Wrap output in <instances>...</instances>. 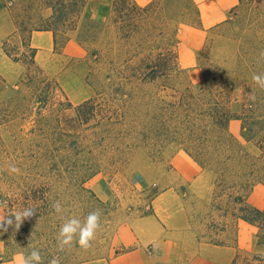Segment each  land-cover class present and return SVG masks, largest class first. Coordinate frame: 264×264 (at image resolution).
Returning a JSON list of instances; mask_svg holds the SVG:
<instances>
[{"label": "rangeland", "instance_id": "rangeland-1", "mask_svg": "<svg viewBox=\"0 0 264 264\" xmlns=\"http://www.w3.org/2000/svg\"><path fill=\"white\" fill-rule=\"evenodd\" d=\"M1 1L10 16V48L22 55L24 38L42 30L51 11L41 0ZM114 1L87 0L76 28L58 34V50L69 37L85 50L84 60L53 55L34 70L23 56L22 64L8 60L0 72L7 84H0V215L37 207L18 230L0 234V264H14L17 253L33 248L40 264L53 256L60 264H112L129 251L123 231L171 189L184 200L186 227L200 242L236 246L232 198L264 200V152L257 146L264 145V91L252 80L264 73V0L243 6L239 0H128L130 8L117 16ZM96 6L107 7L106 14L97 16ZM147 71L158 78L147 79ZM84 73L94 101L93 110L81 111L95 114L89 123L78 120L79 104L63 91H78L69 76ZM250 95L258 104L252 110L243 107ZM229 109L243 119L255 110V119L215 125L211 115ZM243 128L255 133L250 142ZM9 164L20 173L9 174ZM55 200L64 203L63 215L51 208ZM97 209L101 226L92 247L58 252L61 223L75 215L83 224ZM249 244L237 264H258ZM195 253L188 248L179 259L156 264H190Z\"/></svg>", "mask_w": 264, "mask_h": 264}, {"label": "crops", "instance_id": "crops-1", "mask_svg": "<svg viewBox=\"0 0 264 264\" xmlns=\"http://www.w3.org/2000/svg\"><path fill=\"white\" fill-rule=\"evenodd\" d=\"M107 9L96 6L95 14L104 16ZM10 29L8 10L0 0V72L4 70L7 61H10L2 49L3 41L10 35ZM31 45L37 49L36 63L43 67L53 55L64 54L84 60L86 54L73 40H69L61 51L56 50L54 35L50 31L33 32ZM71 77L73 76H69V79L78 82L80 89L77 91L62 87L63 91L72 103L81 104L90 98L84 84L86 73ZM248 201L259 209L264 208V200L260 204L252 203L250 198ZM236 222V246L202 243L196 233L186 227L185 203L181 195L174 189L168 190L156 197L151 214L136 218L123 231L122 244L129 251L116 258L112 264H156L157 261L164 262L168 258L177 260L188 248L196 249L190 264H233L246 248L247 242L250 243L247 248L250 253L262 256L264 247L259 244L258 228L242 220Z\"/></svg>", "mask_w": 264, "mask_h": 264}, {"label": "trees", "instance_id": "trees-1", "mask_svg": "<svg viewBox=\"0 0 264 264\" xmlns=\"http://www.w3.org/2000/svg\"><path fill=\"white\" fill-rule=\"evenodd\" d=\"M41 1H44L45 8L50 10L51 14L49 15V17L45 19L44 21L45 25L43 26V29L39 31L52 32L54 35V39H55L56 50H58V47H59L58 34L63 33L64 35H66L68 31L74 30L76 28V23L82 17L85 16L87 0H41ZM247 1H250V0H239L240 6H243ZM129 6L130 5L128 3V0H115L113 13L117 16V14L123 12V10L129 9L130 8ZM67 22L71 23V28L67 30H64L65 26H63V29L59 28L61 27L60 24L63 25L64 23H67ZM33 32H36V31L35 30L31 31L29 35L24 38L25 43H26L25 45L26 51L23 52L22 55L20 54L19 47H14L13 49L10 48V45H9L10 37L6 38L3 41L2 49H3L4 54L11 61L22 64L23 56H24V58L28 60V63L24 62L23 64L24 65L28 64L30 68H34V70H38L39 66L36 63V59H35L36 54H37V49L32 47L31 45V37H32ZM69 40H70L69 37H65L62 43V46L60 48V51L65 47V45L68 43ZM146 68L150 69L148 65ZM151 75L152 77H150ZM145 77L149 80H155L156 78H158L156 74L150 73L148 71L146 72ZM218 80L219 79H217V77H214L212 81L218 82ZM0 84L3 87V89L4 87L7 88V84L5 83V80L1 74H0ZM93 104H94V101L92 99H89L75 107L78 120L81 123H89L93 118H95L94 113H91V114L89 113V117H86V116L83 117V115H81V111H83L84 109L88 107L89 108L91 107V110H93L92 108ZM257 105L258 104L255 101L253 102L249 100L246 102V104H244L243 107L246 108L248 106L252 110L253 107ZM213 114L215 115H211V118L216 117L214 124L220 125V126L223 125V120L228 121L230 117H234L236 120H239V121L241 120L242 122L244 120L250 121V120L255 119V116H254L255 110L253 112L248 111V113L246 114L244 113L245 119H243L242 116L237 117V116L231 115L230 109L225 113L221 112V114L218 117L216 116V112ZM251 134L255 135V133H252L251 131L247 132L246 128H243L241 131V136L248 142L252 140L250 137ZM257 146L259 147V149H261L262 152H264V145H262L261 141H258ZM232 203L235 206L234 210H235L236 220H242L250 225L257 227L259 244L263 246L264 245V208L259 209L253 206L252 204H250L247 196L245 195H237L233 197ZM208 243H211L214 245H223L220 242H214V241H210ZM240 258H241V255H238L236 261L233 264H237ZM252 258L254 262H257L258 264H264V258L261 255L255 254L252 256Z\"/></svg>", "mask_w": 264, "mask_h": 264}, {"label": "clouds", "instance_id": "clouds-1", "mask_svg": "<svg viewBox=\"0 0 264 264\" xmlns=\"http://www.w3.org/2000/svg\"><path fill=\"white\" fill-rule=\"evenodd\" d=\"M259 56L264 57V51H262ZM252 80L260 90L264 91V73L254 74ZM249 99L254 102L256 97L255 95H250ZM20 171L21 170L14 164H9V174H19ZM51 208L55 214L63 215L66 211L64 203L61 200L53 201ZM36 212L37 207L29 205L0 215V234L7 232L10 228L18 230L20 226L26 220L31 219ZM101 215V211L97 209L89 212L84 217L83 224L75 215L67 219L66 222L61 223L57 233V251L63 253L71 249L74 244H78V246L85 251L89 250L101 226ZM40 262L41 255L35 248L27 254L23 252L17 253L14 257V264H40ZM49 264H60L59 257L53 256Z\"/></svg>", "mask_w": 264, "mask_h": 264}]
</instances>
